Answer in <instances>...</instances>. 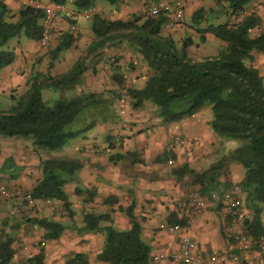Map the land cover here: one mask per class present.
Returning <instances> with one entry per match:
<instances>
[{
  "label": "crops",
  "instance_id": "0c3cea01",
  "mask_svg": "<svg viewBox=\"0 0 264 264\" xmlns=\"http://www.w3.org/2000/svg\"><path fill=\"white\" fill-rule=\"evenodd\" d=\"M2 1L13 12L22 6L17 0ZM158 1L168 0H116L114 4L118 9L109 12L105 5L97 6L98 0H95L92 7L100 17L126 20L128 17L123 14L124 6H135L136 10L131 14L133 17L143 14L149 3ZM212 6V0H182L179 6L173 3L170 7L176 11L180 8L183 17L188 19L198 7ZM67 7L74 9L70 4ZM249 12L258 16L251 35L264 30V0H251L241 16ZM221 19L217 17L213 22ZM183 23L169 26L167 32L174 40L173 34L176 32L183 31L189 35L192 44L186 47V52L197 43L212 41L211 35L205 33L202 42H194L196 34ZM74 27L75 30L69 32L65 20L56 17L50 30L49 43L56 44L63 32L76 36L68 48L57 52L56 60H61V66L65 64L62 72L72 67L77 55H84V49L92 38L88 28L79 29L75 21ZM12 40L4 49L12 50L14 60L0 70V89H13L21 83L23 92L27 85L23 75L38 61L36 56L42 54L38 47L45 45L28 40L21 34L12 37ZM75 49L78 50L75 52ZM113 55L121 63L119 66L123 75V82L118 87L109 80ZM70 56L73 58L69 59ZM99 56L101 60L98 64L86 65L87 69L78 84H90L94 90L85 88L87 93L98 96L95 104L79 113L80 121L94 118L92 128L42 156L33 153L30 142L25 138L0 137V185L16 184L32 190L39 177L37 156L71 157L79 163L72 178L61 185L67 207L61 199L55 198H48V202L39 197L32 202L19 197L0 198V243L7 241L12 254L7 264H65V259L74 252L83 253L87 264H109L96 258L103 242L101 228L106 224L116 229L127 228L126 207L139 222V238L148 245L149 260L146 264H179L170 260L154 261L153 256L174 250L182 229L189 234L193 250L197 253L229 249L237 253L238 257L224 264H264V248L255 242L252 241L245 250L232 249L228 244V231L244 233L249 239L257 236L251 237L242 224V219L249 220L252 215V210L244 203L243 192L238 190L236 193L244 211L239 220L230 219L219 201L200 192L204 200L202 207L196 210L189 207L184 211L176 209L178 201L191 191L198 192V189L196 183L189 182V174L176 175L172 169L185 165L193 171H199L224 155L221 142L209 126L210 111L201 107L174 122L162 124L147 101L140 108L131 109L124 89H138L144 84L147 77L144 64L126 65L124 60L131 58L134 64L140 59L125 47L118 50L104 48ZM251 56V65L259 71L264 81V52H252ZM102 79L106 84L100 88L98 83H102L99 82ZM106 108L107 118L98 120V115L101 116V111ZM167 158L171 162L166 164ZM240 176V165L232 162L219 171L213 189H230ZM259 205L257 218L264 229V201ZM175 210L176 215H184V221L181 227L166 230L171 224L167 222V214ZM85 213L105 214L106 217L97 221L96 229L88 230L83 221ZM38 218L60 223L62 227L57 236L45 237L44 228L35 223ZM36 256L38 258L35 259Z\"/></svg>",
  "mask_w": 264,
  "mask_h": 264
},
{
  "label": "trees",
  "instance_id": "16d2710c",
  "mask_svg": "<svg viewBox=\"0 0 264 264\" xmlns=\"http://www.w3.org/2000/svg\"><path fill=\"white\" fill-rule=\"evenodd\" d=\"M106 1L113 4L116 0ZM212 1V7L193 10L185 23L198 41L202 42L203 35L208 33L222 43L215 54L200 58L187 55L186 47L192 44L189 35L174 40L165 32L169 25V9L155 16L141 14L126 20H109L92 14L89 18L92 38L83 57L76 59L69 70L48 77L49 81H37L34 76L8 108L0 109V135L25 138L33 153L42 156L92 128L94 118L79 120V113L95 104L92 93L56 98L48 103L41 99L40 89L50 85L67 89L79 84L87 69L85 57L96 65L101 60L102 49L125 46L141 60L147 71L140 88L124 89L131 109H138L147 101L159 122L167 124L207 106L212 132L220 140L240 142L232 152L219 156L202 170L193 171L182 165L172 169V173L189 174V182L196 183L198 192L208 194L222 168L232 162L239 164L241 176L236 186L244 193L245 205L252 210L251 218L242 219V224L246 232L255 237L262 231L257 216L259 203L264 201V81L251 65V53L264 52V30L248 34L258 22L254 12L241 16L251 0ZM94 3L95 0H73L71 5L81 10ZM40 16L42 13L37 8L22 5L13 12L0 0V70L14 60L12 50L4 49L2 45L18 34L37 41ZM217 17L222 19L214 23ZM231 17L233 19L229 21ZM75 38L70 33H61L50 51V58L54 59L58 51L68 48ZM113 61L110 62L109 80L118 87L123 82V75L116 60ZM106 112L107 108L102 110L98 120L106 119ZM41 156H38L39 177L32 188L33 197L61 199L67 207L61 185L72 178L74 169L79 166L78 161L71 157ZM175 212L167 214V222L180 225L184 215ZM124 213L128 217L127 228L116 229L109 224L101 228L103 242L96 258L109 264H146L149 248L138 236L139 222L128 207ZM105 217V214L85 213L84 226L94 230L97 221ZM35 223L44 228L45 237H56L62 227L60 223L45 218H38ZM11 255L7 241L0 243V264H7ZM65 264H87L86 257L74 252L65 259Z\"/></svg>",
  "mask_w": 264,
  "mask_h": 264
},
{
  "label": "built area",
  "instance_id": "2783aa9c",
  "mask_svg": "<svg viewBox=\"0 0 264 264\" xmlns=\"http://www.w3.org/2000/svg\"><path fill=\"white\" fill-rule=\"evenodd\" d=\"M22 5H28L31 8L39 9L42 13L40 16V33L37 39L39 45H46L49 40L50 30L53 24V21L56 17H60L65 20L67 29L69 32L75 30L74 21L75 18L79 15L84 17H90L92 14L95 15L94 8L88 7L81 10L69 9L68 4H72L73 0H64V2H54L51 0L47 1H38V0H17ZM179 0H175L178 2ZM168 9V6L156 2L150 7L146 8L143 14L149 16H155L161 11ZM176 17L180 16V13L175 14ZM169 24V23H168ZM171 159L167 158L166 164L170 163ZM239 190L236 184H233L230 189L219 191L212 189L208 193L210 199L219 201L222 206L226 216L230 219L239 220L243 217L244 211L241 206V201L237 196V191ZM19 197L23 198L25 201L32 202L35 198L33 197L32 190L24 189L20 185L12 184L9 186L0 185V198H11ZM45 201L48 202L49 199L45 198ZM203 196L197 191L189 192L186 197L176 203V209L179 211H184L189 207L193 209H199L203 205ZM177 224H169L166 227V230H173ZM227 237L229 239L230 248L236 250H245L248 248L250 243L253 241L256 245L261 248H264V229L253 239H249L244 233L237 231H228ZM238 257L237 253H232L229 249L226 250H211L208 253H197L193 250V243L189 234L182 229L178 235L176 242V248L168 252H160L153 256L154 261L159 260H170L179 264H224L229 260H236Z\"/></svg>",
  "mask_w": 264,
  "mask_h": 264
},
{
  "label": "rangeland",
  "instance_id": "374dc122",
  "mask_svg": "<svg viewBox=\"0 0 264 264\" xmlns=\"http://www.w3.org/2000/svg\"><path fill=\"white\" fill-rule=\"evenodd\" d=\"M181 1L182 0L175 2V0H168L166 2H159V3H163V4L167 5L168 9L171 11L170 16H169L170 19L168 20L169 25H168V28L165 29L166 30L165 32H167V30L169 29V26H172V25L178 24V23L182 24V22H184L183 24L185 25V23L187 22L188 19L187 18L185 19L183 17L182 11L180 8L177 10L180 13L179 17L175 16V13L177 12L176 10H174V9L171 10L173 3H174V6L177 7L181 4ZM155 3H152V4L149 3L147 8L150 7L151 5L155 4ZM101 5H105V7L108 8L107 9L108 12H109V10L114 11V10L118 9L114 3L111 4L106 0H98L97 6H101ZM134 7L135 6H132V5H130L128 7L124 6L123 14H126L128 17L126 19H129L131 17L132 12H134L136 10V8H134ZM75 22H76L77 27L79 29H82V28L87 29L88 28V30H89V18H84V16L79 15L77 17V19L75 20ZM88 33H90V31H88ZM251 33H252V28L248 30V34L251 35ZM184 35H186V34L183 33V31H179V32H176V34L175 33L173 34V36L175 37V40L181 39V37H183ZM193 39H194V42H199L197 40V36L193 37ZM12 41H13L12 37L8 38L5 41V43L2 45V48H5V46H9V44L12 43ZM54 44H55V42L54 43L47 42V44L44 47H40V46L38 47L39 50L42 51V54H40L39 56H36V57H38V61L36 63L34 62L32 64L31 69L23 75V77L25 78V81L27 80V83L30 82L34 76L36 77L37 81L43 80V82H46V81H49L48 77L63 73L62 71L65 69V64H64V66H61V64H59V61H61V60H59V61L56 60L58 58V56H57L58 53L56 54L54 59L50 58V51L54 47ZM221 45H222V43L218 39L212 37V41H210L208 43L207 42L203 43V44L197 43L195 46H193L191 48L189 47L187 50V55L191 56L193 58H200L203 56L213 55L218 51V49L221 47ZM120 48L121 47L112 48V49L118 50ZM125 49H128V48L125 47ZM77 50L78 49H75L73 51L76 52ZM129 51L131 52V50H129ZM71 56H72V54H71ZM71 56L69 57V59L73 58ZM76 57H77L76 59H78V58L83 57V55L79 54ZM113 60H116L115 63L119 65L120 62H118V58L115 57L114 55L111 56V63L112 62L114 63ZM124 61H125L124 63L126 65H131V66L139 65L142 63L140 60V61H137L136 63L134 62V64H133V60L131 58L128 60H124ZM84 63H85V65H92L93 64V62L89 59V57L84 58ZM38 74H40V75H38ZM104 75H106V74H104ZM99 82H102V83H98L99 85H101L100 88L104 87L106 84L104 79H102V81H99ZM26 87H27V85H26ZM88 87L90 89L94 90L90 84H84L81 86L77 84V85H74V86L67 88V89H59V88H56V87L50 85V86H46V87L40 89V97L42 100L50 103L51 101H53L56 98H71V97L80 95L82 93H87L85 88L89 89ZM96 88H99V87L97 86ZM1 90H2V88L0 89V109H6L12 103V99L22 92L21 91L22 87H21V83H20V85L14 86L13 89L8 88L5 91H1ZM94 98L97 99L98 96H96ZM202 108L207 109L209 111V108L207 106H202ZM0 137H7V136L0 135ZM217 138L221 142L220 147H221V150H223L224 154L232 152L233 149L237 148L240 145V142L237 140L223 141V140H220L219 137H217ZM37 158H38V156H37Z\"/></svg>",
  "mask_w": 264,
  "mask_h": 264
}]
</instances>
